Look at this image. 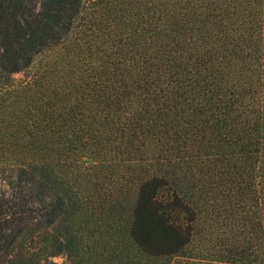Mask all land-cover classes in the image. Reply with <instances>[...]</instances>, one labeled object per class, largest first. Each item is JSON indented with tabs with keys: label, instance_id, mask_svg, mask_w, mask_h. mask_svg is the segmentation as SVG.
Instances as JSON below:
<instances>
[{
	"label": "trees",
	"instance_id": "16d2710c",
	"mask_svg": "<svg viewBox=\"0 0 264 264\" xmlns=\"http://www.w3.org/2000/svg\"><path fill=\"white\" fill-rule=\"evenodd\" d=\"M3 91L0 264H264V0H0Z\"/></svg>",
	"mask_w": 264,
	"mask_h": 264
},
{
	"label": "rangeland",
	"instance_id": "374dc122",
	"mask_svg": "<svg viewBox=\"0 0 264 264\" xmlns=\"http://www.w3.org/2000/svg\"><path fill=\"white\" fill-rule=\"evenodd\" d=\"M97 0H83V2H85V6L86 7H88L89 6V4H91L92 2H96ZM14 78H16V80L17 79H19V76H14ZM6 91H3V94H2V92H0V98L2 99L3 98V96H4V93H5ZM54 261L56 262V263H58V264H62L63 263V259H62V257H57V258H55L54 259Z\"/></svg>",
	"mask_w": 264,
	"mask_h": 264
}]
</instances>
